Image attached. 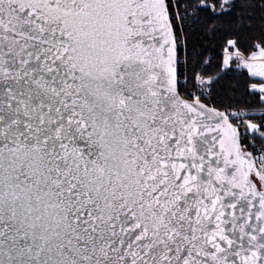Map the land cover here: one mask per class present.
Returning <instances> with one entry per match:
<instances>
[{"label":"snow or ice","instance_id":"6c2138e0","mask_svg":"<svg viewBox=\"0 0 264 264\" xmlns=\"http://www.w3.org/2000/svg\"><path fill=\"white\" fill-rule=\"evenodd\" d=\"M0 264H264V0H0Z\"/></svg>","mask_w":264,"mask_h":264}]
</instances>
